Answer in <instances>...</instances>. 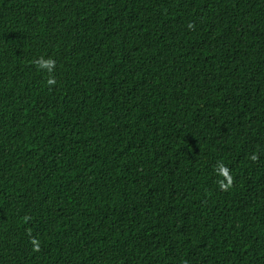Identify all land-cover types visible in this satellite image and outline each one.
I'll return each instance as SVG.
<instances>
[{
	"label": "trees",
	"instance_id": "1",
	"mask_svg": "<svg viewBox=\"0 0 264 264\" xmlns=\"http://www.w3.org/2000/svg\"><path fill=\"white\" fill-rule=\"evenodd\" d=\"M0 264H264V0H0Z\"/></svg>",
	"mask_w": 264,
	"mask_h": 264
},
{
	"label": "clouds",
	"instance_id": "2",
	"mask_svg": "<svg viewBox=\"0 0 264 264\" xmlns=\"http://www.w3.org/2000/svg\"><path fill=\"white\" fill-rule=\"evenodd\" d=\"M191 27V25H190ZM33 65H35V67L40 70V71H44L48 74V78L46 80V84L50 87L55 86L57 81L54 77V75H52V73H54L55 69H56V61L55 59L51 58V57H45V56H40L36 59H34L32 61ZM251 159L253 161H255L257 159L256 155L253 154L251 156ZM216 174L217 176L223 177L224 179H220L217 181L219 188L224 191L227 192L234 183V179L233 176L230 174V169L225 166L222 162H218L217 166H216ZM29 219V217H25L24 220L25 222H27V220ZM29 236L31 237V233H29ZM30 244L32 245V251L33 252H39L41 249V244L40 241L36 238V237H31L30 238Z\"/></svg>",
	"mask_w": 264,
	"mask_h": 264
}]
</instances>
